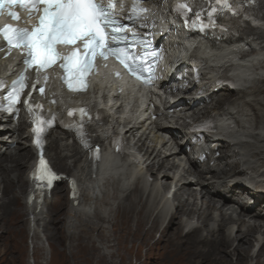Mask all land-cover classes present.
Listing matches in <instances>:
<instances>
[{"label":"bare ground","instance_id":"1","mask_svg":"<svg viewBox=\"0 0 264 264\" xmlns=\"http://www.w3.org/2000/svg\"><path fill=\"white\" fill-rule=\"evenodd\" d=\"M258 13L264 18V0H260ZM168 41L171 47L179 44L177 54L181 47L192 44L179 43L178 37ZM198 48L207 65L199 92L205 97L192 100L206 102L208 97L215 102L206 103L193 115L215 123L211 143H220L222 153L214 164L212 159L203 163L196 160L187 127L175 132L182 148L177 151L173 141L155 131V127L165 131L167 125L146 121L128 125L125 137L116 142V154L104 145L109 131L95 129L103 137L98 138L101 155L93 161L96 172L87 176L85 152L70 143L68 135L50 132L40 160L31 122L22 116L17 122L1 116L0 229L25 233L28 226L32 255L41 248L43 259H47L53 250L49 238L61 233L48 232V250L40 244L39 228L43 223L49 231L61 222L59 210L54 209L60 208L61 199L66 197L64 232L68 238L78 239L91 231L84 241L115 242V252L105 248L113 256H121V230H127L133 241L139 239V246H147L148 251L165 242L161 248L169 254L162 264H180L186 253L180 249L184 243L196 246L199 257L194 261L187 258L191 261L188 264H264V33L242 35L214 50L203 44ZM5 71L0 62V72ZM221 73L230 77L234 87L210 93ZM176 116L184 117L183 110L175 111L170 120ZM136 136L140 146L135 143ZM188 147L190 166L179 160L180 152ZM61 183L64 188L58 191ZM241 189L249 194V201L238 196ZM62 190L66 194L60 193ZM156 232L159 239H154ZM6 239L11 242L12 236ZM14 252L11 246L3 254ZM98 255L104 256L99 251Z\"/></svg>","mask_w":264,"mask_h":264},{"label":"snow or ice","instance_id":"2","mask_svg":"<svg viewBox=\"0 0 264 264\" xmlns=\"http://www.w3.org/2000/svg\"><path fill=\"white\" fill-rule=\"evenodd\" d=\"M4 3L5 0H0V7ZM8 3H19L33 9L41 3L45 5L40 24L34 30L11 25L0 28V32L3 33L9 45L15 44L17 47L22 46L28 50L30 59L26 61L27 63L39 62L41 67L51 63L55 53L54 45L60 41L73 43L83 37L87 41L86 48L91 45L93 49H100L105 42L104 28L110 25L113 27V31L108 34L113 43L118 44L120 38L125 35L115 30L119 21L111 15L112 5H103L98 0H8ZM224 6L227 7L226 0ZM179 7L185 9L186 5ZM10 15L19 18L14 11L10 12ZM100 54L106 55L107 53L101 52ZM116 55L119 56L120 53L117 52ZM129 66L134 72L139 70L134 65ZM9 96L11 98L12 93Z\"/></svg>","mask_w":264,"mask_h":264},{"label":"rangeland","instance_id":"3","mask_svg":"<svg viewBox=\"0 0 264 264\" xmlns=\"http://www.w3.org/2000/svg\"><path fill=\"white\" fill-rule=\"evenodd\" d=\"M57 186H58L57 190L60 191L62 187L64 188V183L57 184ZM60 193L66 194V190H62V192ZM61 201H62L61 207L60 208L55 207L54 209L55 211L59 210V213L61 215V222L54 224L49 229V231L44 230L43 223L40 225V228H39V233H40L39 235L40 237L42 236L41 238L42 240H40V244L48 248V250L50 249L49 243L47 240L48 232L54 231V232L61 233L60 237L49 238V241H50V244L53 250L52 252H49L48 258L43 259L41 248H38L35 251V254L32 255L33 242L31 241V238H29L30 236L28 235L29 234L28 226H27V231H25V233L20 232V231L19 232H15V231L8 232L9 230L0 229V264H162L161 262L164 261L166 257L168 256L169 254L167 251L168 249L165 250L164 248H161L163 247V243L165 242L162 241L163 243L162 242L160 243V246H161L160 248H156V249H153L152 251H148L147 246H139L140 244L139 239H135L133 241L134 237L130 236V234H128L126 229L124 233L121 230V235L124 236V240L120 244V251L123 250L121 252V256L117 254L116 255L114 254L113 256L111 252L109 253L105 249L108 246L112 251L118 249V244H116L115 242L107 243V242L101 241V243L98 242L97 244L86 243V241H84V236L88 235L91 232L89 230H87L89 231V233L87 232V234H83L81 238H78V239L68 238L67 234L64 232L65 217H66V214L68 213L67 198L65 197L61 199ZM32 217L33 216H31V218ZM175 220L177 221L178 218H176ZM2 224L3 223L0 222V226ZM174 225L176 224H173L171 226V229L169 230L170 232L173 230L172 228ZM53 227H56V229H53ZM109 230H110V233H113L112 228H109ZM9 235L12 236L11 242H9L6 239V236H9ZM159 238H160V233L156 232L154 239H159ZM154 239L151 241V243H153ZM85 243L88 244L89 247ZM11 246L15 247V252L13 254L4 255L3 254L4 249H6L7 247H11ZM169 247H170V244H169ZM180 249L182 250V252L186 251L185 258L183 261L180 262V264H188L191 261H194L193 259L196 260L197 258H199L196 255V251H195L196 246L192 244H189V243H184L183 245L180 244ZM98 251L101 254L103 253L104 256L102 255H101L102 257L99 256ZM187 258L191 261L189 262ZM41 261H44V263H42Z\"/></svg>","mask_w":264,"mask_h":264}]
</instances>
